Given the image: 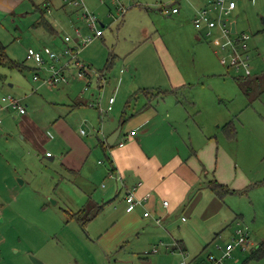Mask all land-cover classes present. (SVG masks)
Instances as JSON below:
<instances>
[{
  "label": "rangeland",
  "instance_id": "obj_1",
  "mask_svg": "<svg viewBox=\"0 0 264 264\" xmlns=\"http://www.w3.org/2000/svg\"><path fill=\"white\" fill-rule=\"evenodd\" d=\"M72 1L0 0V40L9 58L20 64L19 67L0 63V108L6 106L2 98L11 94L21 98L36 120L43 122L48 119L50 111H43L41 99L49 96L62 102L74 96L77 99L80 94L88 103L73 110L74 114L88 110L95 115L97 122L93 125L90 120L85 122L87 118L83 115L70 116L75 136L86 139L78 130L81 126L88 135L102 139L100 110L106 119L118 110L105 112V106L121 80L113 107H122V98L127 100L130 95L132 106L145 102H152L163 109L177 104L185 106L188 111L186 118L181 122L171 120L176 133L175 136L163 133L160 136L165 139L163 144H168V141L182 144L185 141L191 150V145H196L201 159L199 164L207 174L210 172L207 178H217L230 187L244 189L242 193L227 195L223 207L217 211L212 208L215 193L205 187L202 200L194 211L190 212L186 207L174 216L170 231L175 237L185 238L189 245L188 255L166 250L163 245L158 253L149 254L152 243L161 242L160 236L154 241L151 236L142 235L147 238L138 247L139 255L131 253L133 244L129 243L126 251L111 252L109 258H97L95 264H181L184 258L187 264H209L211 256L219 258L222 255L226 243L232 240L236 228L240 226L247 228L253 242L245 250L237 246L223 264H264V247H261L264 243V0H237V10L230 14L238 29L249 35L246 43L250 75L221 62L220 57L227 54L230 47H220L222 36L214 40L202 36L203 33L193 26L188 8H185L182 17L166 13L159 5L172 0H124L129 6L124 15L113 0H83L85 6L98 17L95 28L83 16L84 8ZM182 5L185 6V2ZM45 21L52 23L57 32L49 31ZM97 28L102 30L101 35L96 34ZM77 30L81 32L79 40ZM66 35L72 38L68 42L64 38ZM89 36L91 40L84 43L82 37ZM44 46L61 53V61L68 62L70 59L65 67L70 82L58 83L52 88L42 84L34 92L47 71L39 69L40 79L33 80L36 63L27 59V50ZM69 46H75L79 61L85 65L84 78L77 76L78 68L72 63V55L66 52ZM121 69L125 71L122 74ZM176 83L182 84L181 96L158 91L161 87L179 85ZM144 87H149L152 92L149 97L144 94ZM135 89L138 91L136 94ZM32 92L34 95L30 97ZM38 98H41L39 104L36 101ZM132 109L130 107L129 111ZM9 110L12 112L14 109L11 107ZM22 129L20 121H15L13 134L0 132V198L4 196L6 199L11 186H19V178L27 174L36 177L37 185H25L22 192L26 194H37L36 189L48 188L51 180L59 181L58 177L64 174L56 165V160L54 167L51 166L53 160L50 154L36 149L39 146L26 138ZM43 129L48 136L51 133L55 135L49 123ZM153 141L158 143L157 136ZM44 146L51 147V140L47 139ZM97 148L94 163L107 168V158L99 144ZM102 181L109 182V177ZM256 181L263 184L250 188L251 183ZM205 182L202 177L201 184ZM18 186L14 192L21 191ZM4 202L7 203V200ZM52 202L50 199L49 204ZM2 203L3 200H0V209ZM19 207V204L12 205L4 210L3 215L15 213L19 224L32 220L37 229L43 226L38 213L30 211L19 215L16 213ZM181 214H184L182 218L187 216V221L180 218ZM11 235L15 239V234ZM162 239L170 242L164 237ZM6 251L13 257L15 248L11 252L8 245ZM146 257L153 263L148 262ZM197 257L199 260L196 263Z\"/></svg>",
  "mask_w": 264,
  "mask_h": 264
},
{
  "label": "crops",
  "instance_id": "obj_2",
  "mask_svg": "<svg viewBox=\"0 0 264 264\" xmlns=\"http://www.w3.org/2000/svg\"><path fill=\"white\" fill-rule=\"evenodd\" d=\"M102 1L104 2V0ZM122 1L124 2V0ZM183 2H185V6L182 5ZM124 4L126 9L121 13L123 15L129 8L125 2ZM202 4V0H181L178 2L179 11L173 14L183 17L185 8H188L194 26L193 17L196 9ZM48 6L49 2L46 3V7ZM237 7L234 12H236ZM47 9L50 11L49 8ZM197 30L203 33L202 36H205L203 29ZM55 31L57 32V29L53 26L51 32ZM234 31L245 32L238 29L237 23ZM45 48L51 47L44 46L37 49L45 50ZM247 53L249 54L248 48ZM33 69H35V73L36 64ZM120 72L122 74L125 71L121 69ZM33 80L39 79L33 77ZM42 84H45L43 80L33 91L37 92ZM119 84H121V80L118 82ZM176 84L179 85L172 84L171 87H161V92L164 94L172 93L177 97L183 95L179 94L182 84ZM12 85L14 84L10 86ZM118 85H116L111 96H115ZM33 88L36 87L33 86ZM48 88L50 87L48 86ZM144 88L142 89L144 94L149 97L152 92L148 91L147 87ZM34 92L31 93L30 97L34 95ZM134 92L135 94L138 93L136 89ZM78 96L77 99L74 96L73 99L62 102L51 99L49 96L40 98L43 111H50L48 119H44L43 122L36 120L35 115L28 111L27 104H25L26 112L24 113L13 107L12 110H14L11 112L9 110L11 106L0 108L2 118L0 132L13 134L15 121H20V125L24 127L21 130V132H25L24 136L39 146L36 149L44 150L45 153L50 154L49 157L53 160L52 167H54L56 160L58 168L64 171V174L61 173L58 177L59 181L53 179L49 182L48 188L36 189L37 194L22 192L27 184L37 185L36 177L33 175L30 177L31 174H27V176L19 178L21 179L19 186H11L10 194L6 199L1 196L0 200H3V203L0 209V264H36L31 256L38 258L39 264H95L97 258H109L111 252L126 251L129 243L133 244V247H130L131 253H138L139 255L138 247L147 238L142 235H149L154 238V241L160 236L161 242L159 244L152 243L153 247L150 248L149 254L158 253L161 245L166 250L170 249L172 252L177 250L181 251L183 255L187 254L189 245L185 238L175 237L170 231L173 228L171 222L175 218L174 216L179 215V212L184 211L186 207H189L190 212L194 211L202 200L205 187H209L215 193L212 208L217 211L223 207L225 197L234 195V193L220 197L212 189L209 181L217 178H207L210 172L207 174L203 170V166L199 164L198 160L201 159H199V148L196 145H191L193 147L191 150L185 141L182 144L169 141L168 144H163L165 139L160 138L163 133H167L168 136H175L176 131L171 120L174 121L175 119L181 122L186 118L185 106L177 104L170 107L165 106L167 108L163 109L155 106L152 102L132 106V97L130 98L132 95H130L127 100L122 98L121 105H123L119 108L113 107L117 101L115 96V101L110 109L118 108L115 113L112 112L106 119L103 116V111L100 110L99 127L103 131L102 136L105 140L122 124L121 132L115 144L108 146L101 141L103 137L96 139L95 136L88 135L87 132H85L86 134L83 133L81 126L78 130L82 135H85L86 139L75 136L73 124L69 121L70 116L83 115L87 118L85 122L88 120L91 124L97 122L95 115L88 110L74 114L73 110L85 107V103H88L87 100L81 98L80 94ZM19 99L22 103V99ZM40 99L36 100L38 104ZM179 100L178 98L177 101ZM137 102L139 101L137 100ZM143 105L146 106L141 108ZM107 106L108 101L105 107ZM177 106L178 108H176ZM130 107L133 108L131 111H129ZM108 111L105 110V112ZM48 123L54 128L55 135L51 133L48 136L44 133L43 128ZM132 130L134 133H131ZM156 136L158 143L153 141ZM125 137V143L120 146L118 142ZM47 139L51 140V147L44 146ZM97 144L101 146L107 158V168L99 167L98 164L94 163V155L98 151ZM112 168L115 170L114 172L120 175L119 178L110 175ZM31 173L34 172L31 170ZM103 177H109V182L102 181L101 183ZM202 177L206 181L204 185L201 184ZM38 181L40 182V179ZM262 184V182L256 181L251 183L250 188H257ZM17 186L21 191L14 192L13 190ZM236 189L241 191L235 193H242L244 190ZM129 191H135L138 196L150 192V197L145 205H137L134 210L127 211L125 195ZM54 196L57 199H54ZM50 199L53 201L52 204H49ZM5 200L7 203L4 202ZM164 200H168L169 203L164 204ZM88 202L95 207L99 205L102 207L82 225L76 218L70 217L69 212L81 209ZM18 204L20 207L16 211L17 214L36 212L43 221V226L37 229L32 220L19 224L15 220L17 217L15 213L11 215L7 212L3 215L6 208ZM146 210L150 211L149 216H145ZM232 211L234 212L233 209ZM182 216L184 214H181L180 218L187 221V216L185 215L186 219H183ZM159 217L161 218L160 223L156 221V218ZM11 234H15V239ZM162 237L170 240V242L163 241ZM8 245L11 246V252L12 248H15V252H12L13 257H10L6 251ZM154 248L157 250L154 251ZM146 258L149 260L148 262L153 263L149 257ZM198 260L199 257L195 259V262L197 263Z\"/></svg>",
  "mask_w": 264,
  "mask_h": 264
},
{
  "label": "built area",
  "instance_id": "obj_3",
  "mask_svg": "<svg viewBox=\"0 0 264 264\" xmlns=\"http://www.w3.org/2000/svg\"><path fill=\"white\" fill-rule=\"evenodd\" d=\"M181 0H172V4L169 3H161L160 7L166 13H175L179 11L178 2ZM203 4L196 9L195 15L193 17L194 26L197 29L204 31L205 36L209 38V40H214L219 36L223 37L221 41L220 47L222 49H227L226 47H230L228 49L227 54H223L220 57L222 63H228L230 66H233L238 72L243 71L244 74L251 73V64H250V56L247 53L248 45L246 43V39L249 35L246 32H233L232 29V18L230 14L237 6V0H202ZM73 4L83 7V16L89 23V25L95 28L98 17L97 15L89 10L83 0H73ZM115 4H117V8L121 13L126 9V6L122 0H113ZM96 34L101 35L102 30L96 29ZM224 34V35H223ZM234 34H238L234 36ZM78 39L81 37V32L77 30ZM224 37L227 39L224 40ZM65 40L68 42L72 38L70 35H66ZM84 43L88 40H91V37H82ZM66 52L70 53L71 60L73 65L78 68L77 76L80 78H84L83 72L85 71V65L79 61L78 52L75 49V46L68 47ZM61 53L51 49L45 48V50L37 49L30 47L27 50V59H32L36 65L37 69L34 73V79H40L39 69L44 68L47 71V75L43 78V82L47 84L50 88L54 87L58 83H69L70 79L68 74L65 71V67L69 65V61H61L60 59ZM3 101L6 102V106H11L19 112H26V105L21 103L19 99L11 94L4 96ZM115 101V96L112 95L108 99L107 110L112 108V104ZM0 122H2V118L0 116ZM81 131L85 133V129L82 128ZM134 133V130L131 131ZM126 141V137L118 142L120 146H122ZM115 171V170H114ZM111 170V176L115 178H119L120 175ZM150 197V192L144 194L143 196H138L135 191H129L125 195L126 200V210L132 211L136 208L137 205H145L147 200ZM168 200H164V204H168ZM145 216H149L151 213L149 210L144 212ZM185 219V217H183ZM156 221L160 223L161 218H156ZM253 240L250 237L249 231L245 227H237L235 230V235L233 236L231 241H228L225 245L222 255L219 258L211 256V261L209 264H223L224 259L226 257L231 256L232 250L237 246L242 250L248 248ZM157 250L154 248V251ZM181 264H186V259L184 258L181 261Z\"/></svg>",
  "mask_w": 264,
  "mask_h": 264
},
{
  "label": "trees",
  "instance_id": "obj_4",
  "mask_svg": "<svg viewBox=\"0 0 264 264\" xmlns=\"http://www.w3.org/2000/svg\"><path fill=\"white\" fill-rule=\"evenodd\" d=\"M162 3H169V2H162ZM172 3L173 2H171L170 4H172ZM45 25H46L45 27L48 30L52 31L53 26L51 25L50 22H48V24H47L46 21H45ZM0 63H2L4 65H9V66L16 65V66L20 67L19 63H17L16 61H14L13 59L8 57V55H7L6 51H5V45L1 42V40H0ZM107 67H109V66H107ZM147 89L149 91V88H147ZM158 91L161 92L162 90L159 88ZM128 106H129V102H128ZM145 106L146 105H143L141 108H143ZM229 124L232 125V122L230 121ZM121 126H122V124H121ZM101 141L104 143V145L106 143L108 146H113L115 144L114 143L112 145H109L107 140H103V139ZM112 171H114L113 168H112ZM258 182H260V181H258ZM209 185L212 187V189L220 197H222V196H224V195H226L228 193H235V192L241 191L239 189L230 187L228 184L222 183V182L218 181L217 179H213L212 181H209ZM101 207H102V205H99V206L95 207L91 203L88 202L86 204V206L82 207L81 209H79L77 211H74V212H69V216L73 217V218H76L82 225H84L89 219H91L101 209ZM261 247H264V243H262ZM254 251L256 252L257 249L254 250ZM262 252H264V251H262Z\"/></svg>",
  "mask_w": 264,
  "mask_h": 264
},
{
  "label": "water",
  "instance_id": "obj_5",
  "mask_svg": "<svg viewBox=\"0 0 264 264\" xmlns=\"http://www.w3.org/2000/svg\"><path fill=\"white\" fill-rule=\"evenodd\" d=\"M235 26H236V22L235 21H232V29L234 31L235 29ZM121 129H122V126H118L109 136L108 138L106 139L108 144L109 145H112L115 143V141L117 140L120 132H121ZM31 258L36 262V264H39L40 263V260L34 256H31Z\"/></svg>",
  "mask_w": 264,
  "mask_h": 264
}]
</instances>
